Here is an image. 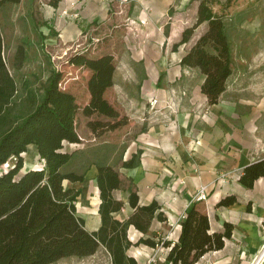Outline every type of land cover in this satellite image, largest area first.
I'll list each match as a JSON object with an SVG mask.
<instances>
[{
    "label": "crops",
    "instance_id": "1",
    "mask_svg": "<svg viewBox=\"0 0 264 264\" xmlns=\"http://www.w3.org/2000/svg\"><path fill=\"white\" fill-rule=\"evenodd\" d=\"M82 3L85 13L65 17L70 19L65 35L70 33L68 38L72 40V34H79L76 45L84 47L90 57L113 56L112 85L105 89L104 98L118 113L127 116L129 125V129L120 126L114 130L117 137L105 143L109 146L103 147L105 157L90 160L82 173L83 180L69 186L79 189L85 181L94 185V199L85 195H89L88 191L81 200L80 216L85 228L93 231L100 224L96 165L109 164L119 177L114 194L123 201V207L112 213L118 220H125L132 212L127 197L130 189L134 190L140 205L156 201L166 219L154 218L148 233L152 231L173 243L186 208L195 203L208 216L210 232L223 231L225 223L231 224L232 230L222 248L205 252L194 264H264V176L254 180L251 187L239 182L244 166L264 158V142L254 131V123L245 114L234 113L232 103L222 99L223 92L216 103L209 104L200 89L203 75L198 68L180 64L198 36L172 50L184 28L195 21L197 5L188 17L184 5L176 4L175 11L169 14V4L164 6L155 0ZM51 10L56 15L57 7ZM152 96L159 99V104L150 112L147 100ZM88 100L85 89L80 101L76 98L77 113ZM100 116L107 117L99 113L83 115L85 124ZM28 150L38 158L34 145H28L23 154ZM132 155L137 156V163L124 167L123 162ZM28 169L34 168L27 166L22 172ZM202 185L207 197L196 201L194 195ZM228 195H234L236 201L217 206ZM141 236L142 232L128 226L131 242ZM168 249L160 244H139L130 246L127 254L144 264L153 252L165 258Z\"/></svg>",
    "mask_w": 264,
    "mask_h": 264
},
{
    "label": "trees",
    "instance_id": "2",
    "mask_svg": "<svg viewBox=\"0 0 264 264\" xmlns=\"http://www.w3.org/2000/svg\"><path fill=\"white\" fill-rule=\"evenodd\" d=\"M19 1L0 0V4ZM59 1L49 0V5L56 7ZM202 22H206L205 30L183 54L180 64L198 68L203 75L201 92L213 104L231 74V51L223 21L206 0L199 1L195 21L184 28L172 50L187 42ZM3 47L0 34V166L11 158L15 160L11 167L0 172V264H50L68 256L92 255L100 246L109 256L107 264H138L127 254V249L139 244L169 247L164 264H194L205 252L222 248L232 225L225 223L223 231L210 232L208 216L195 203L186 208L178 238L173 243L152 231L148 233L154 218L166 219L156 201L140 205L134 190L130 189L127 197L132 208L130 215L125 220L115 218L112 213L123 207V201L114 194L119 177L109 164L96 165L100 224L96 230L88 231L84 220L76 214L75 201L80 190L63 186L64 180H83L82 173L62 171L72 156V152L63 149L64 143L80 141L75 127L76 99L58 87L61 73L54 70L46 79L42 97L35 100L28 93L25 106L16 110L12 101L15 82L5 65ZM68 61L90 71L86 80L89 100L82 107V114L99 113L117 118L115 121L89 119L86 126L92 134L101 135L124 124L125 117L119 118L118 111L104 98L105 89L112 85L113 56L74 53ZM30 144L36 148L41 166L22 172V154ZM136 163L137 156L132 155L123 166L133 167ZM260 176H264V158L244 166L239 182L251 187ZM235 201L234 195H228L217 206H229ZM130 225L143 233L135 242L127 237Z\"/></svg>",
    "mask_w": 264,
    "mask_h": 264
},
{
    "label": "rangeland",
    "instance_id": "3",
    "mask_svg": "<svg viewBox=\"0 0 264 264\" xmlns=\"http://www.w3.org/2000/svg\"><path fill=\"white\" fill-rule=\"evenodd\" d=\"M155 1H161L164 6H167L168 3L169 14L175 11L176 4L181 7L184 5L186 16L189 17L200 0ZM206 1L213 13L223 21L231 51V74L226 80L222 99L232 103L234 113L245 114L249 122L254 123V131L264 142V0ZM83 3L82 0H60L54 16L51 10L53 6H48L49 0H22L16 3L4 2L0 4V34L4 44L3 58L15 82L16 91L12 101L16 105V110L25 106L24 100L28 93H32L35 100L42 97L46 79L54 70L61 73L58 87L72 93L75 99L80 101L86 89V80L90 71L84 66L71 64L68 60L74 53L90 55L87 54L88 51L86 52L84 47L76 45V39L80 37L79 34H72V40L68 38L70 33L65 35L69 29L68 21L70 20L65 17L69 15L76 17V13H85L87 9ZM51 22H58L57 26ZM205 28L206 22L199 24L193 30L190 39L199 36ZM147 110L150 111L148 106ZM123 116L126 122L120 126L129 129L127 116L119 113V118ZM100 118L98 120L102 121L117 119L103 116ZM84 119L79 110L75 127L80 141L71 144L65 142L63 145L64 150L72 152L69 161L62 166L64 172L83 173L90 160H102L104 154L107 153L103 147H109L105 143L107 141L112 143L117 137L114 135L116 133L114 130L120 126L105 131L108 133L107 137L102 136L103 133L92 136ZM110 155L112 154L110 153ZM14 160L15 158H11L2 164L0 172L11 167ZM23 160L21 171L27 166L33 168L41 166L36 154L30 150L25 155L23 154ZM29 161L33 163L28 165ZM71 185L76 184L68 180L63 181L64 187ZM81 186L75 201L76 214L79 217L83 215L81 204L83 195L89 191V195L87 193L85 195L90 196L93 200L95 191L92 182L85 181ZM108 261L107 252L99 247L92 255L68 256L50 264H107Z\"/></svg>",
    "mask_w": 264,
    "mask_h": 264
},
{
    "label": "built area",
    "instance_id": "4",
    "mask_svg": "<svg viewBox=\"0 0 264 264\" xmlns=\"http://www.w3.org/2000/svg\"><path fill=\"white\" fill-rule=\"evenodd\" d=\"M118 1L120 3L128 2V0H118ZM62 13H65V11H62ZM158 104H159V99L155 96L150 97L147 101V106L150 111H155L157 109ZM206 197H207L206 187L202 185L196 190L194 198L196 201H201V200H205ZM161 260L164 261V258H162L160 254H158L157 252H153L150 255H148L145 264H157Z\"/></svg>",
    "mask_w": 264,
    "mask_h": 264
}]
</instances>
